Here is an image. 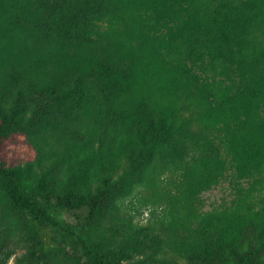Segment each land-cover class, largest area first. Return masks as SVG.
<instances>
[{"label": "trees", "instance_id": "obj_1", "mask_svg": "<svg viewBox=\"0 0 264 264\" xmlns=\"http://www.w3.org/2000/svg\"><path fill=\"white\" fill-rule=\"evenodd\" d=\"M230 170L264 186V0H0V264H264V199L196 212Z\"/></svg>", "mask_w": 264, "mask_h": 264}, {"label": "rangeland", "instance_id": "obj_2", "mask_svg": "<svg viewBox=\"0 0 264 264\" xmlns=\"http://www.w3.org/2000/svg\"><path fill=\"white\" fill-rule=\"evenodd\" d=\"M182 112L185 110H181ZM188 118H192V113H185ZM63 146L49 149L48 155L53 151L63 149ZM15 157L20 164L33 161L35 151L33 149L16 146L13 148ZM11 153V152H10ZM66 170V165L61 166L58 176ZM171 180L167 174H163L161 183L167 185ZM254 182L251 179H244L238 176L235 171L230 170L227 174L213 187L204 191L198 196L195 207L197 213H209L217 210L231 208L237 205L239 199L246 198L248 202L259 203L264 199V186L253 188ZM150 191L142 189L137 196L127 199L118 209L116 216L119 220L131 223L133 225L151 227L156 232L161 230V222L163 221V208L160 203L149 198ZM70 222H73L69 219ZM110 221H104L100 225L101 228H109ZM163 234V233H161ZM29 243L24 239L21 233L16 231L12 240L8 245V251L12 253L7 264H15L17 257L27 251ZM65 264H71L70 261L62 256ZM54 261L52 260L51 263Z\"/></svg>", "mask_w": 264, "mask_h": 264}]
</instances>
